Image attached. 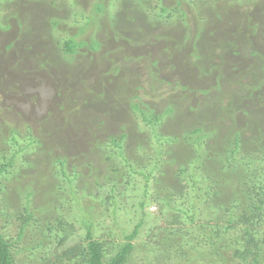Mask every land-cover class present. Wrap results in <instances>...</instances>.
Returning <instances> with one entry per match:
<instances>
[{
	"label": "rangeland",
	"instance_id": "obj_1",
	"mask_svg": "<svg viewBox=\"0 0 264 264\" xmlns=\"http://www.w3.org/2000/svg\"><path fill=\"white\" fill-rule=\"evenodd\" d=\"M160 1L0 0V168L12 165L0 175V229L15 241L17 217L27 215L26 207L32 214L30 236L14 243L18 264L54 258V236L44 235L58 219L85 236L83 217L115 244L144 218L128 264H239L229 250L213 256L202 245L196 251L190 237L166 230L174 210L144 199L138 190L143 178L135 179L137 193L127 189L122 164L112 176L106 142L126 134L128 158L153 169L160 143L155 135L176 136V147L161 143L164 153L180 155L162 156L173 157L161 179L168 194L177 186L183 191L174 173L186 161L196 164L191 132L210 125L219 106L224 126L236 124L246 136L252 125L263 132L264 0L184 1L186 17L167 20L157 19V6L181 0ZM70 38L80 45L73 55L64 50ZM233 100L238 110L229 117ZM170 108L173 117L165 116ZM142 111L152 123L164 118L154 128ZM110 177L121 184L116 217L115 207L106 211L111 205L101 191ZM140 199L147 202L144 210ZM217 210L202 205L197 215Z\"/></svg>",
	"mask_w": 264,
	"mask_h": 264
},
{
	"label": "trees",
	"instance_id": "obj_2",
	"mask_svg": "<svg viewBox=\"0 0 264 264\" xmlns=\"http://www.w3.org/2000/svg\"><path fill=\"white\" fill-rule=\"evenodd\" d=\"M184 1L191 4L199 1L200 5L203 4V0H181L176 4L177 6H157L159 11L155 16L160 20L172 17L183 19L186 16L180 8ZM157 2H159L157 5L161 4L160 0ZM96 11L102 12L103 6L97 4ZM78 47L80 45L77 44L76 39L70 38L65 42L64 50L73 55ZM99 48L98 42L92 44L93 50L98 51ZM248 98L244 97L245 100ZM235 101L230 103L229 117H232L233 113L238 110V104L236 107L232 106ZM139 108L140 105H136V110H140ZM216 110L217 115L214 113L215 118L210 121V125L195 128L191 132L192 136H197L193 138L197 145L196 164L194 165L198 164L199 167L194 168V165L188 164L189 161L185 160L186 164H181L174 173L178 178V185L181 188L184 186L183 191L177 186L175 192L165 194V188H161V179L168 172L167 165L173 162V157L162 161V156L164 154L172 156L174 152L170 150L164 153L161 143L164 140L169 148L176 147V144H179L176 136L159 137L158 134L155 135L160 143L153 169L139 161L133 163L128 158L125 149V140L128 138L126 134H121L119 138L110 137L106 142L108 159L112 161L108 169L112 176L119 175L122 164L127 170L124 174L127 177L124 179L128 180L125 186L127 189H133L132 193H137L136 180L143 178L144 184H140L138 190H143L144 199L148 197L151 203L159 204L164 208H172L175 212L173 223L166 227V230L173 235L190 237L191 240L188 243L194 241L196 245H191L196 251L202 245H206V248L213 251V256L220 254L222 250H229L233 259L239 264H263L264 239L260 240V233L264 227V144L262 143L264 131L261 132V129L258 130L259 127L252 125L253 133L246 136L235 128L236 124L224 126L223 109L219 106ZM174 112L172 108L167 109L165 116L173 117ZM141 113L144 121L151 124L145 112ZM163 118V115L155 116L153 127L160 124ZM254 131L260 132L258 133L260 136L258 137ZM212 141L214 144L211 143ZM175 154L180 156L178 153ZM60 164L65 167V161H61ZM10 166L12 165L8 163L3 164L0 168V175ZM189 167H193L194 172ZM78 178L77 175L75 179ZM105 185H101V191L106 193L105 203L111 205H107L106 211L109 212L110 207H115L112 209V215L116 217L118 197L122 195L118 193L119 196H117L116 192L121 184L118 186L117 182L110 177ZM218 186L221 188H217ZM107 190H109L108 195ZM138 203L139 207L144 210L147 202L140 199ZM178 203H181L183 208L173 207V205L177 207ZM202 205L210 208L215 206L218 214L214 212L210 217L206 214H202L203 217L197 215V210ZM28 209L26 207V216L17 217V221L21 224L15 241H12L7 233L0 229V264H18L16 260L18 254H15L13 248L15 244L25 242L30 236L28 229L32 214L28 212ZM144 221L142 218L132 232H122L123 242L115 244L109 237L104 238L105 236L101 234H95L93 223H89L84 217L81 219V227L85 230V236L80 235L75 225L69 224L64 219H58L54 225H48L51 226L48 229L51 234L44 235V239L48 238V240L54 236L56 255L54 258L52 256L42 258L41 264H128L131 255L136 250L134 241L140 236L145 226ZM186 225H191L194 230ZM196 233L197 236H194ZM111 238L114 239L115 236L112 234ZM43 240L37 244V247L43 246Z\"/></svg>",
	"mask_w": 264,
	"mask_h": 264
}]
</instances>
